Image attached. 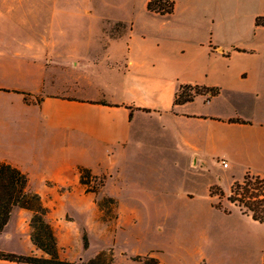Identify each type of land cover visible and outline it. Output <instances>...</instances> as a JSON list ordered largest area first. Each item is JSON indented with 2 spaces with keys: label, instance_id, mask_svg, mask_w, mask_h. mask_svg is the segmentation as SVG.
Wrapping results in <instances>:
<instances>
[{
  "label": "rangeland",
  "instance_id": "1",
  "mask_svg": "<svg viewBox=\"0 0 264 264\" xmlns=\"http://www.w3.org/2000/svg\"><path fill=\"white\" fill-rule=\"evenodd\" d=\"M45 1L46 17L57 6L60 15L70 11L73 21L57 23V31L65 33L58 38L51 65L41 72L45 83H36V74L26 67L9 78L13 85L26 86L34 97L65 90L80 98L110 99V93L118 88L119 74L102 60L106 54L101 45L105 48L108 37H118L128 29V24L118 20L135 18L139 28L155 35L169 19L167 24L184 35H209L224 49L251 44L247 0H223L220 4L175 0V13L170 17L147 12V0ZM212 13L219 17L215 32L208 20ZM48 27L42 23L38 29L48 33ZM67 41L73 42L71 46L79 54L78 65L66 62ZM123 44L114 45L112 58L123 56ZM41 115L40 106L26 104L23 94L0 92V117H7L11 125L4 140L28 170L30 189L44 194L47 218L56 230L63 257L84 262L105 250L113 253L115 264H142L139 257L147 255L166 264H207V258L218 251L216 261L258 264L264 249V226L241 219L239 208L229 215L213 205L220 202L230 210L235 204L228 199L231 193L222 198L209 193L211 184L214 192H219L221 187L228 189L233 180L231 168L224 167L220 158L208 155L205 163L193 165L190 153L155 121L138 134L135 131L133 141L124 147L108 144L103 136L88 131L49 128L40 121ZM71 147L80 161L95 166L90 189L97 192L86 191L79 171L76 177V168L60 170L61 151L69 153ZM50 186L53 189L48 191ZM253 191V200L262 205L264 182ZM247 227L254 232L252 242L242 234ZM85 233L88 248L84 247Z\"/></svg>",
  "mask_w": 264,
  "mask_h": 264
},
{
  "label": "crops",
  "instance_id": "2",
  "mask_svg": "<svg viewBox=\"0 0 264 264\" xmlns=\"http://www.w3.org/2000/svg\"><path fill=\"white\" fill-rule=\"evenodd\" d=\"M148 1L147 12L151 14L170 17L175 13L174 10L171 14L161 15L150 11ZM222 1L211 0L214 4ZM247 1L252 22L251 44L232 45L228 49L215 45L209 35L204 38L184 35L167 24L169 19L155 35L139 28L135 18L118 20L128 24V29L118 37H108L105 48L101 45L106 54L102 60L118 69V88L110 93V99H92L80 98L65 90L34 97L26 86L10 82L9 78L22 67L36 74V83L46 82L41 72L51 65L58 38L65 33L62 29L61 33L57 31V23H69L73 18L68 10L60 15L57 6L52 7L51 16L46 17L45 0H0V92H28L35 100L30 99L31 103H28L21 93L23 99L28 105L40 106V121L44 126L99 134L113 146L127 147L133 141L135 131L138 134L155 121L190 153L193 165L205 163L208 155L220 158L222 164L228 163L223 166L231 168L233 180L228 189L222 187L228 196L234 181H242L248 171L264 175V25L256 23L258 17H264V0ZM218 19L216 13L208 16L213 32ZM42 23L49 26L48 33L39 31L38 26ZM122 41L123 56L112 58L114 45H121ZM67 44L69 59L66 62L78 65L79 54L72 48L73 42ZM184 83L220 86L222 91L211 100L198 95L194 101L174 104ZM10 128L8 118L0 117V160L11 162L29 174L4 140ZM61 153L64 154L61 171L76 168L77 177L78 165L95 167L80 161L73 147L69 153ZM51 189L50 186L48 191ZM41 195L43 198L44 194ZM235 208H239L241 219L264 226L235 204L226 213L231 215ZM31 215L27 209H14L10 221L0 232V250L19 254L43 253L31 240ZM21 225H24L23 229ZM242 234L248 242L253 241L252 228L247 227ZM212 247L216 249L217 246L212 243ZM217 255L218 251L213 252V256L207 258V264H232L230 260L216 261ZM0 264L20 263L0 259ZM258 264H264V249Z\"/></svg>",
  "mask_w": 264,
  "mask_h": 264
},
{
  "label": "trees",
  "instance_id": "3",
  "mask_svg": "<svg viewBox=\"0 0 264 264\" xmlns=\"http://www.w3.org/2000/svg\"><path fill=\"white\" fill-rule=\"evenodd\" d=\"M175 6V0L148 1V9L161 15L173 13ZM256 23L264 25V17H258ZM221 91L222 87L220 86L184 83L181 84L176 94L174 104H184L194 101L198 95H205L206 100H211L213 97L219 95ZM18 92L23 93L25 100L31 103L28 92ZM233 120L242 121L241 119ZM78 171L80 182L86 186V191L97 192L96 188L90 189L92 178L94 177L92 169L85 165H78ZM29 182L30 178L27 172L11 162L0 160V232L5 229L16 207L27 209L32 213L30 220L31 240L43 253L41 255L34 252L19 254L0 250V259L20 264H115L113 253H108L105 250L84 262H76L63 257L56 230L47 218L49 207L44 203L42 195L39 192L30 189ZM262 182H264L262 175H252L248 171L242 181H234L228 199L239 206L245 214H250L254 220L264 224V203L260 205L255 202L256 200H253L256 197L253 190ZM210 195L222 198L226 196V193L222 187L219 192H214L212 186L210 188ZM105 200L115 202V199L112 197H106ZM214 206L223 209L225 212H230L220 202L214 203ZM83 239L84 247L88 248L89 240L87 233L84 234ZM139 259L142 264H166L154 255H147L143 258L139 257Z\"/></svg>",
  "mask_w": 264,
  "mask_h": 264
},
{
  "label": "built area",
  "instance_id": "4",
  "mask_svg": "<svg viewBox=\"0 0 264 264\" xmlns=\"http://www.w3.org/2000/svg\"><path fill=\"white\" fill-rule=\"evenodd\" d=\"M223 165H224V166H227V165H228V163H226V162H223Z\"/></svg>",
  "mask_w": 264,
  "mask_h": 264
}]
</instances>
